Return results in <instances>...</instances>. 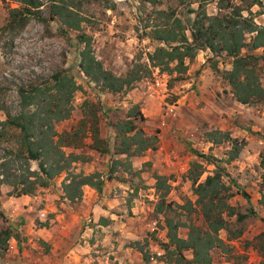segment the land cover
Here are the masks:
<instances>
[{
	"label": "rangeland",
	"instance_id": "rangeland-1",
	"mask_svg": "<svg viewBox=\"0 0 264 264\" xmlns=\"http://www.w3.org/2000/svg\"><path fill=\"white\" fill-rule=\"evenodd\" d=\"M187 1L184 0L182 4ZM260 1L262 5L253 6L251 10L255 13L254 22L264 27V13H259L264 12V0ZM41 2V19L30 18L17 33H0V121H6L8 116L13 117L21 112L24 106L21 93L24 92L28 100L32 98L26 110L71 106L68 118L53 123L55 131L61 134L79 126L82 120L87 121L86 102L96 107L99 136L110 143V152L99 154L92 150L89 136L85 138L82 148H61L65 156L73 152L80 155L82 161L70 163L65 171L49 181L47 187H38L34 194L28 196L36 197V204L28 211H23L21 207L16 210L18 201L13 199L17 197L10 196L12 186L1 185L0 229L11 228L21 240L22 234L30 233L32 236L35 229L50 228V225H54L52 220L55 219L57 223L56 216L65 213L68 207L62 194V183L68 174L99 173L104 181L101 193L94 190L90 194L83 190L82 198L74 204L96 199L102 209L111 211L117 216L114 219L123 223L124 231L113 233L116 239H112L111 235L103 238L102 247L108 251L111 250L110 243L114 244L112 247H129L132 243L133 220L138 237L136 241L141 243L149 256L145 263L136 249L142 264H168L162 247L168 241L164 218L204 227L200 208L195 202L189 170L193 163H199L201 167L193 166V171L202 172L198 182H203L207 176L213 175L215 166L208 159L196 155L192 151L195 150L221 160L222 181L234 194L228 203L241 213H247L251 208L255 212L242 223L243 233L237 239L227 241V233L224 230L219 232L220 238L231 248L229 251L213 249L210 253L211 264H264V207L258 203L261 177L264 174L259 167V154L264 150V102L254 106L241 105L232 95L227 81L211 68L215 63L219 70H229L232 58L224 52L199 50L191 60L185 61L188 70L183 80L173 82L170 78L176 74L169 76L167 72L150 66L148 54L156 47L164 46L146 35V32L164 22L159 11L167 13L170 9L175 10L174 16L186 28L190 27L194 19V14H187L180 0H162L155 6L142 0H69L71 9L82 18L79 31L66 28L57 16L51 17V5L60 4L59 0ZM8 6L16 7V4L0 0V28L6 22ZM192 7L197 8V3H193ZM205 10L208 15L226 12L219 10L216 1L205 4ZM242 14L246 16V12ZM144 26L148 28L144 29ZM189 33L187 30V36ZM80 34L91 38L94 56L105 69L116 76H124L136 65L133 74L137 72L135 75L142 78L135 82L134 87L121 93L114 94L101 89L100 85L90 81L80 71V52L83 49V44L77 39ZM245 52L246 49L242 51ZM256 53L261 55L262 51L257 50ZM59 72L72 77L78 86L69 103H66V97L62 94L60 98L57 96V100H51L46 94L38 93L41 89L52 88L49 94H53L55 77ZM259 74L264 87V67ZM134 107L142 114L141 120L128 117L129 110ZM126 120H133L144 136H155V148L138 156L116 155L113 148L117 141L116 127ZM88 126L87 122V129ZM218 130L245 141L237 158L227 161V151L232 147L230 143L214 144L209 141L212 137H218L212 134ZM8 133L0 136V163L9 161L8 166L13 174L11 181L15 182V176L19 179L26 174V166L9 151H15L18 147L17 130L9 129ZM48 157L49 162H52L58 155L52 150ZM38 164V161H30L31 170H38ZM112 169L114 171L110 172ZM155 175L165 177V187L156 190ZM242 191L249 195V201L242 197ZM28 197L25 195L23 199L28 200ZM161 199L165 202L163 210L156 213L155 206L162 202ZM88 213L93 215V212ZM226 219L234 222V217ZM231 227L235 228L234 225ZM177 234L186 238L188 229L180 226ZM119 235L125 237L119 241ZM31 238L40 246L41 252L49 251L40 237ZM184 255L187 259L192 258L191 251H185ZM17 259V252L10 248L9 242L7 250L0 251V264H18ZM128 260L131 258L121 264H132Z\"/></svg>",
	"mask_w": 264,
	"mask_h": 264
},
{
	"label": "trees",
	"instance_id": "trees-1",
	"mask_svg": "<svg viewBox=\"0 0 264 264\" xmlns=\"http://www.w3.org/2000/svg\"><path fill=\"white\" fill-rule=\"evenodd\" d=\"M3 3L14 2L16 7H7V18L5 24L0 28V33H17L25 27L30 18H40L42 7L41 0H1ZM150 3L152 6L159 5L162 0H142ZM187 14H194V19L189 28L182 24L179 18H176L175 10L170 9L168 12L159 11L164 22L157 25L153 30L146 32V35L162 43L164 46H158L154 51L148 54L147 59L150 66L158 68L161 72H167L170 76L176 74L170 81H181L186 74L188 67L186 60H191L199 50L209 49L213 53L224 52L227 57L232 58L231 68L221 71L217 65L212 64L211 68L220 73L222 78L227 81L231 88V93L235 100L241 105L254 106L264 102V87L261 83L259 72L264 67V27L254 22L255 13L252 12L253 6H261L260 0H180ZM210 1H216L219 10H226L225 14L208 15L205 10V4ZM60 4L51 5L52 18H60V21L66 28L79 31L82 18L71 9L69 0H59ZM197 3V8L192 7ZM246 12V16L242 14ZM260 14L264 12H259ZM186 14V15H187ZM148 26H144L147 29ZM189 31L187 36L186 31ZM83 49L80 52L79 68L82 74L89 78L90 81L100 85L101 89L109 93H121L134 87L136 81L142 76L133 74L134 66L129 69L124 76H116L109 70L105 69L102 63L94 56L91 47V38L85 34L77 36ZM246 49L245 53L242 51ZM261 50L262 54L256 53ZM137 68V66L135 67ZM55 94H49L52 88L39 90L42 95L46 94L51 100H57L66 97V103L72 94L78 89L72 77H67L64 73L59 72L55 77ZM172 84V83H171ZM54 89V88H53ZM50 96V97H49ZM36 95L34 94L33 98ZM22 102L24 103L21 112L16 116H8L6 121H0V136L8 135L9 129L18 133V147L16 150H9L11 155L21 159L26 166V174L21 175L19 179L15 176V182L11 181L13 174L9 168V161L0 163V187L3 184L12 186L10 196H30L34 194L38 187H47L51 179L56 177L72 162L82 161L81 156L73 152L67 156L61 148L69 147L73 149L82 148L85 138L89 136L92 141L91 149L99 154L110 152V143L104 141L99 136L97 128V112L93 104L88 105L86 115L87 121L82 120L80 125L72 128L69 132L58 134L55 131L53 123L68 118L71 113V106L61 108L54 106L48 110H26L31 104L32 98L21 93ZM136 107V106H135ZM129 110L128 117L141 120L142 114L137 108ZM9 115V114H8ZM87 117V116H86ZM85 117V118H86ZM84 118V119H85ZM87 122L89 124L87 129ZM218 135L210 138V142L219 144L227 142L232 145L231 150L227 151V161L238 157L245 141H239L232 138L229 132L216 131L212 133ZM57 140L55 141V138ZM116 143L113 148L116 155H125L126 157L138 156L148 149L155 148V136H144L143 131L137 128L133 120L121 122L116 127ZM54 150L58 158L49 162V152ZM196 155L208 159L215 166L213 175H209L203 182H198L202 172L193 171V166L201 167L199 163H193L189 170V179L192 182L193 192L196 197V204L200 208L202 222L204 227L197 226L193 223L188 225L181 222H174L173 219L165 217L164 223L167 230V242L162 244L163 250L168 258V264H211V251L215 248L222 251H229V244H225L219 236V232L224 230L227 233L226 240L237 239L243 233L242 223L251 215H255L251 208L247 213L237 211L228 203L234 194L231 188L223 183L221 160L214 156L199 154L192 150ZM259 167L264 171V150L259 154ZM30 161H38V170H31ZM115 163V162H114ZM5 171L4 173L2 171ZM112 169L110 172H113ZM258 203L264 207V174L262 175ZM156 190L164 186L165 177L155 175ZM62 183L63 199L71 203L79 201L83 195V187L88 186L96 192L101 193L103 189V179L99 173L68 174V178ZM168 190L165 191V194ZM239 192V190H237ZM242 197L247 201L250 200L246 192H240ZM166 197V195H164ZM155 206V212L161 213L164 207V200ZM169 206V205H168ZM226 217H234L231 223ZM186 225V226H185ZM235 226L232 228L231 226ZM180 226L188 229L186 238L178 236L177 230ZM11 239L18 242L17 234H14L9 227L0 229V251L5 252ZM147 238L144 240L146 244ZM129 247L137 249L142 255L145 263L148 262V252L143 250L139 241H134ZM185 251H191L192 258L187 259Z\"/></svg>",
	"mask_w": 264,
	"mask_h": 264
},
{
	"label": "crops",
	"instance_id": "crops-1",
	"mask_svg": "<svg viewBox=\"0 0 264 264\" xmlns=\"http://www.w3.org/2000/svg\"><path fill=\"white\" fill-rule=\"evenodd\" d=\"M262 120L264 123V119ZM83 190L90 194L94 192V189L88 186H84ZM24 197L13 199L15 202L18 201L16 210L21 207L23 211H28L36 204V197L26 196L28 200H24ZM64 201L67 202L68 207L65 213L62 212L56 216L57 223L55 219L52 220L54 225H50L48 229L46 227L35 229L32 236L30 233L22 234L21 242L15 239L9 241L10 248L17 252L18 264H121L129 258L131 260H128V263L130 261L132 264L143 263L140 254L133 247L132 249L131 247L123 248L120 245L112 247L113 243H110L109 251L102 247L103 238H109L111 235L112 239H116L113 233L117 230H119L118 233L124 231L123 223L114 219V217L117 218L114 213L102 209L96 199H93V202L83 200L78 204L66 199ZM88 211L93 212V215L87 214ZM135 231L132 220V242L138 239ZM121 235L117 236L119 241L125 237ZM33 236L40 237L46 243L49 247L47 253L41 252L40 246L31 238Z\"/></svg>",
	"mask_w": 264,
	"mask_h": 264
}]
</instances>
